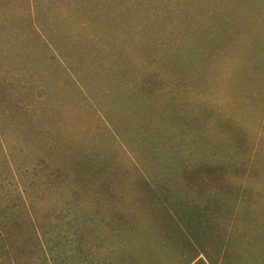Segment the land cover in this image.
Segmentation results:
<instances>
[{
    "label": "rangeland",
    "instance_id": "rangeland-1",
    "mask_svg": "<svg viewBox=\"0 0 264 264\" xmlns=\"http://www.w3.org/2000/svg\"><path fill=\"white\" fill-rule=\"evenodd\" d=\"M99 1L0 0V233L35 224L53 237L22 264H114L124 252L183 264L165 253L161 234L173 227L148 222L153 203L135 205L134 178L161 192L165 176L171 208L187 210L190 254L195 241L211 253L224 240L227 260L264 264V0H209L215 18L186 26L170 14L160 28L143 20L150 0ZM147 75L159 81L152 95L131 86ZM81 173L107 177L109 194L94 197ZM87 230L105 259L66 263L64 237Z\"/></svg>",
    "mask_w": 264,
    "mask_h": 264
},
{
    "label": "trees",
    "instance_id": "trees-1",
    "mask_svg": "<svg viewBox=\"0 0 264 264\" xmlns=\"http://www.w3.org/2000/svg\"><path fill=\"white\" fill-rule=\"evenodd\" d=\"M215 1H219V0H215ZM98 3L100 5H104L105 0H100ZM157 3L160 4L162 7H160V8L154 7L156 5L159 6ZM150 4L153 5L154 10L150 11L153 7H150V9L147 8L146 11H144V19L143 20L145 22L154 21V24L157 27L160 26L161 23H164L165 20L167 19L168 15H170V14L175 16L176 19H178V22H182V23L186 24V26L188 25V22H190V21L193 22L194 24H199V23L201 24V23H204V21L206 22L210 16L212 19L215 18V16H216V11H214V10L210 11L209 10L210 9L209 8V0H155V1L150 0ZM99 9L103 10L101 6H99ZM84 16L85 15H83V16L79 15L78 18H79V20L87 22L89 19L87 17H84ZM172 27H174V26H172ZM158 28H160V27H158ZM184 34L185 33L182 34V38H184ZM173 37L175 39H178L179 36L178 35L176 36V33H173ZM137 41H140V39L137 37L134 38V40H132V42H133L132 46H134L137 43ZM128 43L131 45L130 41H128ZM132 46H130V48ZM136 52H137V50L130 51L129 52V54L131 55L130 58L132 57L133 62L139 63L142 60L141 56L143 53H136ZM151 60H152V57H147L146 61L144 63H142V62L141 63L143 65H145L147 62L149 63ZM113 70L117 71L116 72L117 74L120 72L118 69L115 70L113 68ZM150 75H147V77H145V79H142V80L135 78L133 83L131 82V86L133 85L135 90L139 89L141 92H143V90H149L150 95L156 93V90H157L156 87H157L159 81H157L156 79H153L155 75H153V77H151ZM116 82L118 85L123 84L124 86H126V85L130 86L129 82H126L125 80H123V77L118 76L116 78ZM162 82H163L162 86H164L166 84V86L168 88H173L174 86H179V85L186 86V84L179 83L176 81H173V83H168V82H165L162 80L161 83ZM137 93H139V92H137ZM131 95L132 96H130L129 99L133 98V94H131ZM225 128H230V127H229V125H226ZM238 133H240V132H238ZM240 134H242V133H240ZM246 137H247V134L245 136L241 137V141H243L242 139L248 140V138H246ZM244 143H245V141H244ZM89 170H93L92 167L89 166ZM96 171H98V173L95 172L96 174L101 175L102 173L105 172L104 166L101 167L99 165V167ZM106 174L108 175L109 172H106ZM208 174H211V173L209 172ZM190 175H191V172H190ZM79 176H80V178L83 179L82 182H86V183H87V179L92 178V180H90V181H91V185L93 187V191H94L93 196L94 197L99 194V191L103 192L102 190L105 191V194H109L108 189H107L108 188L107 184H109V179L107 180V177L104 180H101V181H104L103 183H100L99 178L98 179L94 178L93 173H92V175L88 174L86 176H83V173H81ZM190 177L192 178V176H190ZM220 177H221V175H220ZM203 178L204 177H202L201 179H203ZM210 178H211V176H210ZM133 180H134V185L137 188V191L135 192V197H139L138 199L135 198V202H137V204H135V205L142 206V204H140V203H147V204L153 203L154 204V205H152V208H151L153 211L148 210L147 214H144V216L147 217L148 222H150L153 226L154 225L157 226L158 223H162V225L165 224V226H164L165 228L167 226L173 227L172 231L166 230V231H163V233L161 234L163 244H164V246L167 247L166 251L164 250L166 254H168L170 256H172V254H173L175 259L184 260L183 264H192V262H194V263L196 262V264H209L208 262H206L205 256L208 258V260H210V264H234V263H232L231 260L226 259L227 258L226 253H225L226 247L224 245V240H222L220 245L218 244V246L214 247L213 251H211V253H208V252L202 253V252H200V248L198 246V243L194 239V241L196 243L193 246L194 247V253L190 254V252H189L190 246L189 245H191V240L189 238V235H187L185 233V231H183V229H181L179 226L180 223H183L184 226L188 228V226L186 225V222L183 220L184 218H182L185 216L184 214H187V210H185L184 208H181V207L180 208L175 207V209H173V207L171 208L173 203L171 204V203H168V201H167V196H169L168 195L169 188H166L167 186L164 187V185H165L166 181L170 182V180H171L170 177L164 176L163 178H161V182L164 181V183L160 184V185H159V182L157 183L159 185V186L157 185L159 187V190L161 188V192L160 191L158 192V188H154V186L152 185V182L145 181L140 176L134 178ZM151 181H153V179ZM96 183H99L102 185L101 186H99V184L95 185ZM87 185H90V184H87ZM142 195H143V197H142ZM109 197L113 201L117 200L116 192H113L112 195H110ZM140 197H142V198L140 199ZM170 208L175 210V211H173V212H175V215L176 214L181 215V213H182L181 217L178 216L179 219L174 218V213L170 210ZM185 208H187V207H185ZM204 209L205 208H203L202 211ZM131 215H136V214H135V212H131ZM132 221L133 222H131V225L135 224V226H136V224L138 223L136 216L132 219ZM16 224L18 225L19 223L16 222ZM166 224H167V226H166ZM162 225H160L161 228H162ZM198 225L201 226L202 223L198 222ZM176 228L179 229L178 231L180 233L179 234L180 240H178L174 236H171L172 233L175 234V232L177 231V230H175ZM34 230H36V227H35V224H32L31 228H29V230L27 231V234H23L20 232L13 239H10V240H9L8 236H5L4 234L0 233V247L3 248L0 252V259L1 258L8 259L9 264H22L20 262L21 259H18L17 257L21 258V256H26V255H28V253L32 252L33 249L36 250V252L44 254V245L46 244L50 248V244L53 241V237H52V241H50V242L49 241L47 242L46 240L43 241L42 238H40V236L38 234H36V232ZM64 238H65L64 246H66V245L70 246V249L66 248L64 250V255L66 257L64 259H66V263H69V260L76 261V256H77V260H80L82 262H89V261H96L98 259H105L106 254L102 250V248H100V247L104 246L102 239H100V238L98 239L97 237H95V235H92L90 230L81 232L77 235L75 232L70 237L65 236ZM76 245L79 248H81L79 251H76V249H75ZM142 245L145 246L144 243ZM196 246H197V248H196ZM83 247H89V248L83 249ZM92 247H96L97 249H92ZM223 247H225V251L223 250ZM154 251H155L153 254L154 257H156L160 254L159 251H156V250H154ZM212 257L214 258V260H211ZM52 259H54V257H52ZM115 259L116 260H115L114 264H141L142 263L141 259L137 255H135V257L132 256V253L129 255L126 254L125 252L121 253V255H117V257ZM158 259L161 261L162 256H158ZM104 261H106V260H104Z\"/></svg>",
    "mask_w": 264,
    "mask_h": 264
}]
</instances>
